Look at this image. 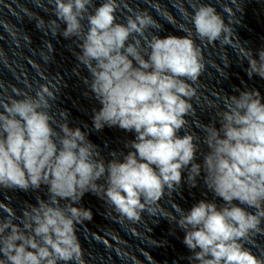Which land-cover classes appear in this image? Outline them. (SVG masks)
I'll return each instance as SVG.
<instances>
[{
  "label": "clouds",
  "instance_id": "obj_1",
  "mask_svg": "<svg viewBox=\"0 0 264 264\" xmlns=\"http://www.w3.org/2000/svg\"><path fill=\"white\" fill-rule=\"evenodd\" d=\"M53 5L57 19L51 23L57 29L62 23L61 35L81 41L78 59L91 76L85 83L102 105L94 111L93 127L116 126L134 132L135 139L122 160L113 152L105 162L87 134L69 126L66 112L53 114L59 87L41 86L34 95L16 93L20 98L0 103V188L27 191L43 185L49 193L19 215L0 201V264H83L77 225L93 218L90 209L79 206L85 193L139 221L145 211L155 215L152 206L165 196L171 198L185 169L189 186L202 176L223 201L218 207L200 200L187 211L173 203L174 211L160 215L184 231L191 264H264V254L246 246L264 236L260 92L223 93V107L213 120L197 121L201 138L188 130L196 95L189 82L204 69L190 29H182L188 33L183 36H149L148 30L158 27L152 18L135 12L118 22L117 0H103L98 7L94 0H54ZM191 23L201 41L222 46L239 41L211 6L196 8ZM242 48L249 78H264V49L254 55ZM198 153L202 164L196 162Z\"/></svg>",
  "mask_w": 264,
  "mask_h": 264
}]
</instances>
